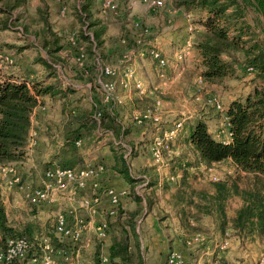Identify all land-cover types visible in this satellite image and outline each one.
<instances>
[{"label":"trees","instance_id":"obj_1","mask_svg":"<svg viewBox=\"0 0 264 264\" xmlns=\"http://www.w3.org/2000/svg\"><path fill=\"white\" fill-rule=\"evenodd\" d=\"M92 2L79 0L73 5V14L80 25L77 35L82 41L85 59L82 65L72 63V70L76 81L94 84L100 67L119 63L135 49L130 39H125L126 31L123 28L124 45L114 40V44L108 46L109 26L96 17ZM29 3L30 0H0V55H8L15 60L12 54L17 56L24 50L34 49L37 51L35 63L45 71L42 76L34 78L28 71L3 73L0 69V165L25 159L32 114L45 97L63 100L62 113L70 115L72 122L77 124L71 140L92 137L98 129L125 139L124 143L130 147L127 156L128 150L122 139L118 144L113 140L107 143L114 160L111 168L130 185L133 200L131 208L117 209L118 233L111 236L109 257L113 264H144L137 231L142 216L156 212L163 228L170 227L167 220L169 211L160 206L156 192L158 180L144 176L141 170L132 171L128 158L138 154L139 145L136 146L129 137V123H123L117 111L111 109L108 103L99 100L86 105L76 97L77 88L70 83L63 84L57 78L55 64L65 62L62 36L52 29L45 0H41L30 12L32 20L27 23ZM172 4L177 9L203 13L195 21L201 28L196 32L194 44L200 57V69L196 74L202 81L217 88L227 80L238 79V68L246 71L247 67H252L250 74L253 76L247 92L230 98L223 105L221 113L228 128V139L213 137L202 117H194L186 125L180 140L185 147L182 152L174 150L171 139H159L163 140L160 149L163 158L168 159L169 175L176 178L174 190L166 202L179 221L183 242L188 236L201 235L203 241L198 244L205 247L212 239L206 226V222H209L214 225L221 241L234 237L243 249L259 244L264 256V37H260L257 28L247 18L248 8L255 9L262 16L264 33V0H172ZM16 25H20L19 29L27 38L17 33L18 37L13 40L16 43L3 40V34L16 30ZM68 46L73 50L78 48L71 43ZM238 53L241 60L237 57ZM136 100L141 104L155 102L151 96L143 95ZM153 104L151 107L155 106ZM98 111L101 114L97 120L93 113ZM224 162L232 165L233 171L220 175L217 180L209 179L205 186L195 185L199 177L198 168ZM104 173L97 178L103 177ZM34 227L32 223L20 227L11 225L0 200V253L13 238L23 237L31 244L15 264H30L41 254V243L34 235ZM52 229L48 236L54 243L53 250L62 251L65 255L71 243H60L62 237L57 235L55 223ZM98 255L97 249L96 264H100Z\"/></svg>","mask_w":264,"mask_h":264},{"label":"crops","instance_id":"obj_2","mask_svg":"<svg viewBox=\"0 0 264 264\" xmlns=\"http://www.w3.org/2000/svg\"><path fill=\"white\" fill-rule=\"evenodd\" d=\"M76 1L77 3L79 2V0ZM45 2L47 5L49 21L51 23L52 29L62 36V43L65 46L67 43L68 46V42L64 39L65 33L68 32L72 36L73 32L77 34V31L80 28L79 22L77 21L75 15L72 13V0H45ZM39 4L40 1L37 3V6ZM60 9H66V12H64L65 14L62 13ZM172 17L174 20L173 25L167 29H164V31H161V33L153 29V38L146 43L148 46L160 48L164 56L169 58L174 57L175 50L179 48V46L183 42V36H185V29L183 25L186 23L183 12L180 9L174 11ZM100 18L102 17L100 16ZM121 23L123 24L122 21ZM195 28L200 29L201 26L196 24ZM119 29L108 28V46L114 44L115 37H113L112 34L114 32H122V30L119 31ZM119 43L124 45L125 42L123 39H121ZM66 49L65 51H62V54L65 55V62L63 63V65L61 66L55 64L57 73L56 76L60 81H62L63 84L67 83L65 82L67 72L66 68H68L70 73L74 75L75 72L71 68L72 63L76 64L75 58L72 56L73 54L71 53L72 55L69 57L66 53ZM136 50L137 53H133V57L129 62H131L130 65L132 64L135 67L138 77H142L147 85L148 82L144 78V74L138 70L137 61L138 59L143 60L142 58H145L144 60L148 62L153 74H156V66L150 58L147 59V57H145L144 51L142 49L137 48ZM191 54L188 55L189 57H187L188 59L185 60V64L186 68L195 67V69L192 71L194 72L197 71V69H200V57L197 50H194V54ZM23 55H25L24 51L20 52L17 56H19L21 59ZM22 59V63H20L21 61H18V63L21 65L20 67L15 69H13L12 67H6L2 72L11 73L28 71L34 78L40 77L45 73L43 67L42 70H39L36 69V67L32 68L34 66L33 64L28 65L27 61L29 60V57ZM191 60L193 61V63L190 64ZM121 63L122 61L120 60L119 63L116 64L120 65ZM193 64L196 65L192 66ZM172 70L175 69L172 68ZM246 85L247 86H245L243 89V93L247 92L251 87L250 83H247ZM119 87L123 90V98L125 100H129L131 105H127V107L118 105L117 109L115 110L117 111L121 120L123 118L125 119L122 122L127 121V123H129L131 127L129 137L134 141L136 146L139 145V148H137L138 154L136 155V157H134V160H136V164L138 166L137 171L141 170V172L145 173L143 174L144 176L149 175L150 177L156 178L158 180V188L156 192L159 197L160 206H164L165 211H169L170 215V217L167 218L170 227L167 229L163 228L162 224H160V222L158 221L156 212L144 214L140 219L137 231L139 233L141 251L143 252L144 256V264H165L166 257L169 251L172 250L177 251L183 257L185 264H202L203 262H209L211 264H233L232 262L234 261V257L243 254V249L239 246V241L234 237H229L228 248L222 252H218L215 248V243L220 242L221 238L220 235L214 230V225L209 222H206V226L210 230L212 239H209L207 245L205 247H202L203 249H199L196 247L199 245L198 243L188 245L186 243V240L185 242L182 241V231L179 227V221L177 217L173 216L170 205L166 202L167 200H169L170 194L174 190L173 185L176 178L170 177V168L168 166V163L165 162L164 158L161 165L155 164V161L153 160L151 152L149 150L150 146L146 148L147 153H143L141 144H139L141 142L140 140L142 136H145L147 131H149L152 127H149L148 123L146 122H144L143 124H138L132 120V118L134 117V111L138 110L141 107L139 102H137L136 100V96H138L136 90L133 88H123L120 85ZM48 99L50 98L45 97L43 101L46 102V100ZM45 106V111L41 110L39 107H36L33 111L32 129L37 132V136L34 143L28 147L25 159L16 163L8 164L16 167L18 172L21 174L22 182L30 181L29 184L31 185L41 184L43 179V169L52 165L83 166L88 164H98V162L100 161H105L110 165L113 164L114 160L112 152L110 149V151L107 149L108 144L106 140L108 138L116 140L114 134L109 131L103 132L98 129L97 135L98 137H101L96 143L91 141V143H89V145L87 146L88 141L86 140H88L89 137H86L87 139L85 138V140L80 137L82 139V144L78 147H75L72 145L73 140L69 138L68 134L63 137L62 135L60 136V133L65 129L66 132L71 131L69 134H72V131L77 127V124L72 122L70 115L62 113L61 105ZM203 112L205 113V115L202 116V118L206 120L209 131L213 135V137H215L216 139H228V128L226 123H224L223 121L224 115L220 113V117H214L215 113L207 108H205ZM195 117H200V115ZM68 121L70 123H66ZM184 122L185 121H183V126L178 132H182V130H184ZM212 126L215 127L213 130ZM167 128L162 130L155 127L154 130L156 134H161L163 131H166ZM172 128L173 126L169 130H171ZM165 133L166 132H164V134ZM182 136H184V133L182 134ZM177 141L179 144L181 143L180 139H177ZM142 154L144 156H146V154L148 155L147 158L149 160L146 161V163L143 162L144 157ZM149 157L152 158V162L150 161ZM137 171L135 170V172ZM94 181H98L97 186H93ZM165 185H167L166 187L168 188H165ZM109 187L121 192H125L124 195L122 194L120 197L118 206L119 209L126 210L132 207L133 200L130 194V185L122 178L120 174L116 173L113 169L107 170V173L103 177L100 176L97 179H90L87 183V188L85 189V191H74L73 189H67L65 192H61V194L58 196L59 199L55 200V202L61 200V204L64 206L63 210L68 216V222L71 225H75L79 222L82 226L81 239L76 242L79 244H76V247L65 252V259L68 260L66 264H95L94 260H92L91 254L92 245L95 244L96 239L103 243L100 256L102 254L109 255L111 236L118 233L116 217L117 213L116 215H108L107 213L108 210H110V208L112 207L106 189ZM20 190L21 189H19L17 185H7L6 180L2 177L0 171L1 193H10L13 195V197H16L17 194L21 195L19 193ZM93 193L98 195L99 201L90 202L89 205L87 204L86 206H84L81 202V198H83L84 195H91ZM19 199L20 202L13 203V206L16 207L26 202L21 198ZM8 205L10 206V204ZM48 205L49 203L37 205V209H46ZM104 222H106L108 226V231H106V235L104 237H100L98 227ZM189 237L191 236L186 237V239Z\"/></svg>","mask_w":264,"mask_h":264},{"label":"rangeland","instance_id":"obj_3","mask_svg":"<svg viewBox=\"0 0 264 264\" xmlns=\"http://www.w3.org/2000/svg\"><path fill=\"white\" fill-rule=\"evenodd\" d=\"M39 1L41 0H30L29 9L27 12L29 16V18L27 19V23L31 22L32 19H30L31 18L30 12L34 11V8L37 6V3ZM75 3L77 4V1L72 0L71 7H73V5H76ZM92 4L95 10V14L97 15L96 17L100 18L101 16L102 18L100 19L106 22L110 29L120 28L119 31H121L122 28L125 29L126 31L125 39L127 40L130 39L131 46H133L135 50L130 51L127 54L129 56L127 57L125 56L124 59H122L123 61L120 65L114 64L111 66L113 67V69H115V75L113 77L103 76L99 72L94 84H92L91 82H80V81H76L74 78V75L70 73L68 68H66L67 72H66L65 82L70 83L72 86L78 89L75 92L76 93L75 95L77 98H81L82 102H85L86 105L92 104L93 102L95 103L100 100L103 103H108L112 107L113 110L117 109L118 105H123L127 107V105H131V103L129 100L127 99L125 100L123 98L122 96L124 94L123 90L120 89L119 87L120 84L118 85V83L122 80L121 71L124 69V66L126 67L127 65H130L131 62L129 61L133 57L132 56L133 53H137L136 49L137 48L142 49L144 51L145 57H147V59L150 58L153 61L154 65L156 66V74H153L148 62L144 60L145 58H142L143 60L138 59L137 61L138 70L144 74V78L146 79L148 84L146 85L143 78L139 77L144 82V87L146 89V92L138 93L136 91L138 93V96L136 95L135 96L137 98L142 95L151 96L153 98V101H155V102L147 101L146 104L145 103L141 104L139 102L141 107L138 110L134 111V117L132 118V120L136 122L135 116L139 117V115H142L141 112H143L145 109H149L151 113V117L145 119V121H143L142 123L136 122L138 124H143L144 122H146L148 123L149 127H152L149 131H147L145 136L144 135L142 136L140 140L141 148L143 149L142 151L144 154L145 152L147 153L146 148L150 146L151 144H153L154 142H156L157 139L162 138L166 141L170 140L165 137L164 132L167 133L169 129L172 126L174 127L178 121H185L184 123L186 127L188 121H190L195 116H198V115H200V117L204 116L205 113L203 111L205 108L209 109L210 111H213L215 113L214 117H218V116L220 117V113L222 111L221 109L223 105H225L226 102L230 98L237 96L239 94H242L244 87L247 86L246 84L250 83V80L253 75L247 73L243 69L238 68V75H239L238 79L227 80L224 85H220L217 88H212L208 83L200 79L199 75L196 74V71L192 72L195 69V67L186 68L185 60L188 59L187 58L189 57L188 55L185 58L183 57L182 59L179 60L175 57V55L173 58H169V57L164 56L163 53H161L164 57L167 58L168 64L166 68L164 69L165 75L164 76L159 75L160 68L158 66V63L154 59H152L150 55V50L154 48V46L153 47L148 46L146 43L150 41V39L153 38V35H152L153 29L161 33V31H164V29H167L173 25L174 20H173L172 15H173V12L178 9L173 7L172 0H163L162 7H159L156 9L148 8L146 4L143 2V0H115L114 10L104 9L102 5V0H93ZM180 10H182L184 18L186 20V23L183 25L185 29V36H183V42L181 43L179 48L175 50V52L178 49H180L183 46V44L189 41L191 45V49H190L191 53L194 54V50H196L195 45H194L195 38H196V32L199 29V28H195V25H196L195 21L197 20V17H200L201 14L203 13H201L198 10H193L190 12L185 9H180ZM65 12H66V9H65ZM247 18L255 26V28H257V30L260 33V37L263 38L264 33L262 32V26H261L262 16L255 9L249 7L248 12H247ZM121 21L123 22V24L121 23ZM136 21L139 22L140 27H137L134 25ZM122 25H125V26H122ZM145 25L146 27L147 26L149 27L150 32H147V33L143 32L142 28H144L143 26ZM16 26H17L16 30L7 31L5 34H3L2 36L3 40H6L10 43H16L13 40L16 37H18L17 33H20L23 37L27 38V36L24 35V32H21V29H19L20 25H16ZM190 27L192 28V30H189ZM29 34L30 32L28 33V35ZM112 36L115 37V40H118V41H121V39L124 38L123 34L121 35V32L120 33L114 32ZM69 37H71L70 33L66 32L64 35V39L68 43H71V40ZM31 38L33 39V37ZM133 38H135V40ZM138 39L139 41H137ZM125 41L126 40H124V42ZM66 48L69 50H67ZM65 49L69 57L73 54L72 56L75 58L76 64L82 65V61L78 60V56L76 55L78 54L77 48L73 50L70 46H67V43H66V46H64V49H62V51H65ZM24 53L25 55H23L22 58L29 57V60L27 61L28 65L33 64L34 66L32 68L36 67V69L42 70V66L38 63H35V60H34L36 59L35 57L37 54L36 50L27 49V50H24ZM42 54L44 55V53ZM12 56H14L15 60L13 59L14 60L13 63L8 64V67H12L13 69L20 67L21 65L18 63V61H21L20 63H22L23 59L21 58L22 59L21 60L19 56H15L14 54H12ZM237 57L240 60L242 59L241 54L239 53L237 54ZM191 63H193L192 60L190 64ZM57 65L62 66L63 63H57ZM194 65L196 64H193L192 66ZM130 66L135 69V67L132 64ZM172 68L175 70H172ZM136 76H138L137 72H136ZM110 81L114 84V89H111V90H109L108 87L106 86V83ZM107 96H109V98ZM110 97H112V99H110ZM123 99H124V103H123ZM43 102H44V104L42 103L43 105H62L63 100L48 99L46 100V102L45 101ZM152 104L155 106L151 107ZM68 105H71V104H68ZM217 105H220L221 108H218ZM124 120L125 119L123 118L122 121ZM223 121H224V116H223ZM66 123H70V122L68 121ZM125 123H127V121H125ZM153 127L160 128L162 130L166 129L167 127L168 128L166 131H163L161 134H156ZM185 127H184V130H185ZM214 128L215 127L212 126V130ZM184 130H182V132H178V134L176 133L175 136H173V138L171 139L172 146L174 147V150L177 151L178 153L182 152L181 150L185 148L183 147L184 146L183 143L179 144L177 141V139H180L182 141V138H183L182 134L184 133ZM70 132L71 131L66 132V130L64 129L63 131H61L60 136L62 135L64 137L65 135L68 134L69 138L71 139L72 134H69ZM100 137L101 136L98 137L97 133L96 135L89 137L88 140H86L88 141L87 146L89 145V143H91V141L96 143L100 139ZM85 138L86 137H82V139L84 140ZM115 138L116 140L108 138L106 141L108 143L110 140H113L114 142L116 141L115 143L118 144L121 142V139H122L123 145L130 152V147H128V145L124 143L126 141L125 139L121 137H117V136H115ZM160 141L162 142L163 140H160ZM107 149L109 150V147ZM147 156H148L147 154L146 156L143 155L144 163H146V161L149 160ZM128 159L130 162V166L132 167V171L134 172L135 170L137 171L138 166L136 164V160H134V157H129ZM150 161L152 162V158H150ZM165 162L168 163V159H166V157H165ZM98 163L104 164L105 174L107 173V170H112L111 165L109 163L105 161H100ZM155 164L160 165L159 163H156V162ZM46 168L48 167H45L43 169V172ZM208 168L209 167L205 168V166H201L200 168H198L197 171L199 173V177L196 179V184H195L197 187H202V186L207 185L209 183V179L214 180L213 179L214 176L218 178L220 175L226 172L233 171V166L227 162L212 165L211 166L212 173H210L207 170ZM93 178L97 179L96 177H93ZM4 179L6 180V184L9 185L7 179L6 178ZM27 182L24 181L23 185L38 186V185L29 184L30 181H27ZM94 182H98V181H94ZM86 188H87V185L84 189H79V190L77 189V191H85ZM110 188L111 187H109V189ZM106 189L108 190V188ZM65 191L56 192V194H54L53 200L51 202H48L49 205L46 207V209H43V208L37 209V205H32L31 203L27 202L26 199L24 198L23 190H20L19 193L21 195L17 194L16 197H13V195L10 193L9 195L6 193H1L0 191V200L2 201L4 205L7 218L11 225L15 227H20L26 223H32L33 225H35L34 230H33L34 235L39 240V242L41 243V247H42L44 238H46L50 242V244L53 243V242L51 243L49 239V236H48L49 232L53 231L52 227L55 223L57 215L59 213H65V211L63 210L64 206L61 204V200H58L57 202H55V200L59 199L58 196L61 194V192H65ZM93 196H96V194L93 193L91 195H84L83 198L90 199ZM19 198L23 199L26 202L16 207L13 206V203L20 202ZM81 202H82V198H81ZM8 204H10V206ZM43 204H46V203H43ZM106 231H108V229H106ZM60 241H61L60 243H63L65 245L66 243H71V246L69 247V249H72L77 246V245H74L75 243L73 244L69 239L61 238ZM76 244H79V243H76ZM102 244L103 243L101 241L96 239L95 244L92 245L91 257H92V260H94V262H95V253L97 249L99 250L98 257H100V254L102 251L101 250ZM53 245L54 243L52 244V246ZM196 247L199 249H203L202 245H198ZM132 251L135 252V249L133 247H132ZM235 251H236V248H235ZM242 251H243V254H240L234 257V261L232 262L233 264H238V263L239 264H258L257 260L260 254L263 253V248L261 245L255 243V244H252L251 246H247ZM41 254H42V251H41ZM41 254L38 257H36L37 259L36 262H33V259H32L31 262L29 263L30 264L39 263ZM53 255H54L55 264H66V262H68V260L65 259L66 255H64L62 251L54 250Z\"/></svg>","mask_w":264,"mask_h":264},{"label":"built area","instance_id":"obj_4","mask_svg":"<svg viewBox=\"0 0 264 264\" xmlns=\"http://www.w3.org/2000/svg\"><path fill=\"white\" fill-rule=\"evenodd\" d=\"M148 8L156 9L162 7L163 0H143ZM102 5L104 9L114 10L115 9V0H102ZM62 13L65 12V9L61 10ZM135 26L140 27L138 21L134 23ZM142 28L144 33L150 32L149 27L146 25ZM189 30H192L190 27ZM71 43L78 46V60L83 61L85 59V53L82 50L81 39L78 38V35L73 32L70 37ZM139 41V39L137 40ZM191 45L189 41L175 52V57L177 59L185 58L187 55L191 53ZM162 51L159 48H152L150 50L151 58L154 59L160 68L159 75L164 76L166 68L168 64V60L162 54ZM125 57V56H124ZM123 61V60H121ZM13 63V58L6 55L2 57L0 55V69L3 71L7 67L8 64ZM247 73H252V67H247ZM100 74L107 77H113L115 75V69L110 65H105L100 67ZM122 80L119 82L120 86L123 88H134L138 93H145L146 89L144 87V82L141 78L136 76V71L130 65L124 66V69L121 71ZM106 86L109 90L114 89V84L110 81L106 83ZM109 98V96H107ZM112 99V97H110ZM41 110L45 111L46 106L41 104L38 105ZM218 108H221L220 105H217ZM223 109V107H222ZM221 109V110H222ZM100 111L95 112L94 116L98 120L100 117ZM142 115L135 116L136 122L142 123L145 119L151 117V113L149 109H145L141 112ZM183 121H178L175 126L165 133V137L168 139H172L173 136L182 128ZM37 136V132L31 128L30 132V140L29 146L34 143L35 138ZM82 143L81 138H77L72 141V145L75 147L80 146ZM161 141L157 139L156 142L150 148L151 156L156 163L160 165L163 163V156L160 149ZM129 154V151L126 153ZM105 170V166L102 163L98 164H88L83 166H71V165H52L46 168L43 172L42 183L38 186H30L23 185L21 174L18 172L16 167L11 165H0V171L2 177L6 178L9 185H17L19 189L24 191V198L27 202L32 205H40L43 203H48L53 200L54 194L56 192L65 191L67 189H73L77 191V189H84L87 185L88 180L93 177H98L100 173ZM210 173H212V168L209 167L207 169ZM214 180H217V177H213ZM93 186H97V182H93ZM110 203L112 207L108 210L109 215H115L117 213V209L119 206L120 196L125 192L116 191L113 188H108L107 190ZM98 202V195L89 198H82L83 205H89L90 202ZM99 236L104 237L106 235L107 224L106 222L100 224L98 227ZM55 231L57 235L64 239H69L72 243H76L81 239L82 235V226L78 222L75 225H71L68 222V216L65 213H59L55 220ZM203 241V236L194 235L186 239V243L188 245H193L195 243H200ZM229 245V240L226 238L220 242L215 243V248L218 252L224 251ZM31 247V244L23 237L10 239L7 243L6 249L0 253V264H15V261L24 256V254ZM42 254L40 256L39 263L35 264H55L54 256H53V246L50 242L44 238L42 244ZM36 258L33 259V262H36ZM258 264H264V256L260 254L258 257ZM101 264H113L109 258L108 254H102L100 256ZM165 264H185L183 257L177 251H170L166 257Z\"/></svg>","mask_w":264,"mask_h":264}]
</instances>
